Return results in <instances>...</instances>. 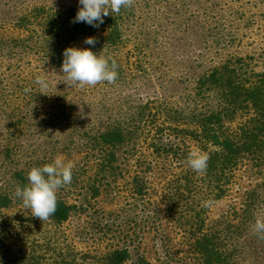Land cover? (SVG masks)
<instances>
[{"label": "trees", "instance_id": "trees-1", "mask_svg": "<svg viewBox=\"0 0 264 264\" xmlns=\"http://www.w3.org/2000/svg\"><path fill=\"white\" fill-rule=\"evenodd\" d=\"M50 1L55 7L44 4L31 9L17 23L30 27L40 15L53 18L54 14L53 21L65 31L61 32L58 60L63 62V52L71 42L91 36L97 43L89 48L110 63L114 60L118 77L114 83L69 87L60 70L34 72L19 86L27 114L33 111L32 101L47 93L63 116L93 115L100 128L90 140L89 157L100 170L113 169L121 151L141 167L132 173L130 198L145 196L147 173L158 169L164 174L159 201L190 255L179 260L169 257L160 264H250L247 260L252 253L258 257L257 264H264L261 233L251 241L247 235L263 208L264 181L244 202L212 225L208 223L211 205L227 194L242 166L264 168V71L250 72L239 58L203 66L207 56L201 50L185 49L179 54L184 36L178 33L190 30L198 0H134L119 13L110 11L98 28L72 22L79 0ZM188 13L190 18L183 21ZM40 38L14 39L9 50L33 51ZM128 43L133 46L123 60L121 49ZM179 59L190 60L189 72L204 68L191 79L186 71L173 70L172 62ZM38 78L47 87L38 84ZM23 138L16 137L0 153V264H152L143 256L135 258L129 246L104 252L77 248L63 228L78 208L76 203L57 198L56 212L46 221L31 216L30 211L8 212L18 199L16 186H26L28 172L37 167L29 156V138ZM193 150L209 156L203 173L187 164ZM205 201L210 206H202ZM161 225L158 217L157 234L168 239Z\"/></svg>", "mask_w": 264, "mask_h": 264}, {"label": "rangeland", "instance_id": "rangeland-1", "mask_svg": "<svg viewBox=\"0 0 264 264\" xmlns=\"http://www.w3.org/2000/svg\"><path fill=\"white\" fill-rule=\"evenodd\" d=\"M44 4L55 7L50 0H0V42L4 45L0 55V153L8 145L12 146L16 137L24 136L23 140L29 138V156H33L37 167L52 163L57 157L74 165L71 184L58 189L56 195L78 206L63 224L77 248L104 252L129 246L135 258L143 256L152 264H160L169 257L179 260L189 256L188 246L159 201L162 172L157 169L147 173L145 196L137 200L130 198L128 186L134 172L141 167L132 156L126 159L121 151L113 169L100 170L97 161L89 157L90 140L100 128V121L93 115L82 112L63 116L56 108V100L47 93L39 94L32 101L33 111L27 114V101L19 86L34 72L60 70L63 63L58 57L61 56V32L65 34V31L57 20L53 21L54 14L53 18L40 15L30 27L17 23L23 14ZM195 6L197 17L190 19V30L178 33L184 36L177 50L179 54L185 49L196 53L201 50L207 56L203 66L239 58L250 72L264 71V0H198ZM189 18L188 13L182 20ZM29 36L41 37L37 49L20 52L11 47L9 50L12 40ZM85 38L78 37L69 47L89 48ZM132 46L128 43L121 49L123 60ZM189 61H173L172 67L175 71H186L185 75L194 79L204 67L189 72ZM32 124L35 127L30 128ZM263 174L264 168L242 166L227 194L211 205L209 225L244 202L246 195L264 181ZM262 207L257 219H264V204ZM20 210L29 211L24 209L20 198L7 209L8 212ZM158 217L163 235L168 239L157 234ZM253 226L248 228L249 241L259 236ZM260 236L264 239V233ZM257 260V255L252 253L247 262L257 264Z\"/></svg>", "mask_w": 264, "mask_h": 264}, {"label": "clouds", "instance_id": "clouds-1", "mask_svg": "<svg viewBox=\"0 0 264 264\" xmlns=\"http://www.w3.org/2000/svg\"><path fill=\"white\" fill-rule=\"evenodd\" d=\"M133 3L134 0H79L80 7L72 22L98 28L104 23V17L110 15V11L119 13L122 8L131 7ZM84 43L95 46L97 40L90 36L85 38ZM63 57L60 71L69 87L114 83L118 77L115 61L110 63L108 58L94 53L90 48L68 47ZM36 82L47 87L43 78H38ZM208 160L207 154L193 150L188 154L187 164L199 174L206 171ZM73 167L71 162L65 163L60 157L42 167H33L28 172L27 185L16 186L15 196L22 200L24 209L29 210L31 216L46 221L56 212L58 189L71 184ZM210 204V201H205L202 206L208 207ZM253 231L264 233V219L256 220Z\"/></svg>", "mask_w": 264, "mask_h": 264}]
</instances>
